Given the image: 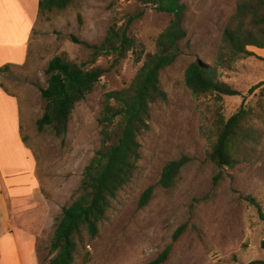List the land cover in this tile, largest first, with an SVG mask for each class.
Returning <instances> with one entry per match:
<instances>
[{
	"label": "rangeland",
	"instance_id": "obj_1",
	"mask_svg": "<svg viewBox=\"0 0 264 264\" xmlns=\"http://www.w3.org/2000/svg\"><path fill=\"white\" fill-rule=\"evenodd\" d=\"M236 1L181 0L187 37L179 43L175 61L161 71L164 97L150 105L148 129L139 136L137 171L111 201L97 238L78 244L74 264H148L167 247L165 264L264 260V224L246 200H256L264 214V84L249 92L264 81V62L246 56L228 62L222 32ZM140 12L128 29L137 46L117 63L114 55L104 53L91 64L88 51L69 39L72 35L99 43L109 30L120 31ZM169 19L140 0H75L63 11L37 15L23 62L0 74L2 91L16 104L20 140L15 125L5 124L6 100L0 95V178L12 222V235L0 238V264H45L52 257L55 218L71 201L83 169L100 146L98 121L106 94L129 86L144 56L155 52L156 39ZM249 50L264 56L260 50ZM57 56L107 70L75 107L60 139L50 129H36L43 112L44 70ZM204 57L224 59V66L217 67L218 79L238 96L195 95L186 88V69ZM240 109L249 112V125L255 129L250 156L232 170L216 168L207 156L216 129ZM182 156L190 161L175 187L156 188L150 204L139 209L142 192L156 185L163 166ZM218 174L221 178L215 181ZM179 228L182 232L174 240ZM4 231L0 226V234Z\"/></svg>",
	"mask_w": 264,
	"mask_h": 264
},
{
	"label": "trees",
	"instance_id": "obj_2",
	"mask_svg": "<svg viewBox=\"0 0 264 264\" xmlns=\"http://www.w3.org/2000/svg\"><path fill=\"white\" fill-rule=\"evenodd\" d=\"M75 0H38L40 17L54 11H63ZM143 6H150L158 13L167 14V27L158 36L155 52L144 56L141 67L128 87L106 94L105 104L99 119L100 146L83 169L80 182L73 192L69 204L61 209L55 218L53 236L49 245L52 257L45 264H74L78 244L85 238L96 239L101 225L107 218L110 203L134 177L140 160L139 136L148 129L150 105L164 97L161 90V71L170 66L180 53L179 43L186 39L184 28L186 6L181 0H140ZM142 16L130 17L123 29H111L99 43H89L70 35L72 43L80 45L91 56L90 63L104 53L115 56L113 62L124 59L127 52L137 44L128 35L132 22ZM223 40L228 50V62L238 56L254 57L264 61L250 51L264 49V0H237L234 13L223 29ZM221 57L196 59L185 72L184 83L195 95L215 93L219 98L238 96L239 93L218 79L217 67L224 66ZM229 67V65L227 66ZM9 67L0 68V74ZM107 72L98 66L76 63L63 56L52 58L44 70L46 87L40 89L43 112L36 121V129L43 133L49 129L58 139L68 130L75 107L93 91L94 86ZM263 82L253 86L257 90ZM249 112L240 109L216 129V139L207 153L209 161L219 169H234L244 163L251 153L255 141V129L249 125ZM24 141V140H22ZM190 159L182 156L167 162L155 186L145 189L138 201V208H146L154 197L156 188L172 190ZM215 181L220 180L218 174ZM264 224L260 204L251 197L246 198ZM182 229L173 235L176 240ZM264 252V239L260 242ZM170 247L148 264H165ZM239 264V263H234ZM247 264H264V260Z\"/></svg>",
	"mask_w": 264,
	"mask_h": 264
},
{
	"label": "crops",
	"instance_id": "obj_3",
	"mask_svg": "<svg viewBox=\"0 0 264 264\" xmlns=\"http://www.w3.org/2000/svg\"><path fill=\"white\" fill-rule=\"evenodd\" d=\"M31 2L33 5L27 0H0V68L17 66L23 62L25 46L38 15V0H31ZM260 51L264 54V49ZM259 57L264 59V56ZM0 95L6 100V103H4L5 124L6 126L11 123L15 125V135L18 142L20 140L15 101L2 91L1 86ZM10 212L11 207L4 195L0 178V226L5 228V231L0 234L1 239L12 235ZM29 223L32 224L30 221Z\"/></svg>",
	"mask_w": 264,
	"mask_h": 264
}]
</instances>
